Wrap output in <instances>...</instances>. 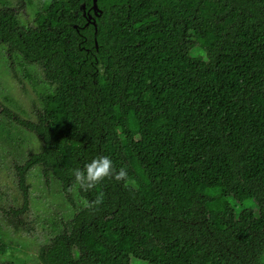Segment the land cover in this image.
<instances>
[{
	"label": "trees",
	"instance_id": "1",
	"mask_svg": "<svg viewBox=\"0 0 264 264\" xmlns=\"http://www.w3.org/2000/svg\"><path fill=\"white\" fill-rule=\"evenodd\" d=\"M42 2L33 29L0 21L52 89L36 121L15 118L41 145L12 213L33 166L93 206L39 262L264 264V0H97L96 29L92 0ZM100 156L128 182L79 189L72 170Z\"/></svg>",
	"mask_w": 264,
	"mask_h": 264
},
{
	"label": "rangeland",
	"instance_id": "2",
	"mask_svg": "<svg viewBox=\"0 0 264 264\" xmlns=\"http://www.w3.org/2000/svg\"><path fill=\"white\" fill-rule=\"evenodd\" d=\"M9 2L13 5L15 0ZM26 13L25 17L18 14V19L23 25H33L32 12L28 9ZM51 90L39 67L9 58L5 47L0 46V264H41V249L57 236L63 223L85 207L76 188L70 191L69 202L52 174L45 177L40 166H33L24 174L25 209L17 215L12 213L24 204L16 168L25 166L29 155L37 154L41 145L40 139L15 118L36 121L39 98ZM130 264L148 263L130 257Z\"/></svg>",
	"mask_w": 264,
	"mask_h": 264
},
{
	"label": "clouds",
	"instance_id": "3",
	"mask_svg": "<svg viewBox=\"0 0 264 264\" xmlns=\"http://www.w3.org/2000/svg\"><path fill=\"white\" fill-rule=\"evenodd\" d=\"M74 182L79 189L88 191L93 189L105 178H112L117 182H128V172L126 168L121 167L118 170L114 168L112 160L107 156H100L93 159L90 163L84 165L83 169H73ZM103 194L97 198L96 203L102 201ZM85 207H92L88 201H84Z\"/></svg>",
	"mask_w": 264,
	"mask_h": 264
},
{
	"label": "flooded vegetation",
	"instance_id": "4",
	"mask_svg": "<svg viewBox=\"0 0 264 264\" xmlns=\"http://www.w3.org/2000/svg\"><path fill=\"white\" fill-rule=\"evenodd\" d=\"M28 9L32 12L31 15L33 17V25H28V24L23 25L17 17L18 14H23L25 17L27 14L26 11H28ZM80 11H81V15L83 14L82 12L85 13V15L83 17L87 16V9L84 8ZM42 12L44 13L42 0H36V1H33V0H15L13 5L9 2V0H0V21L4 17V14L7 13L15 21V23H17L18 27L22 30H28V29L35 28L37 15L39 13H42ZM0 46L3 48L5 47L7 56L9 58L11 57V58L16 59V57L14 55L8 54L7 45L4 44L3 39H0ZM32 65H36V64H32ZM36 66L38 67V65H36ZM42 74H43V72H42ZM43 78H44V74H43ZM8 101H11V100H8ZM4 113H5V111H4ZM30 121H32V120H30ZM33 121H35V120H33ZM7 126H8V123H7Z\"/></svg>",
	"mask_w": 264,
	"mask_h": 264
},
{
	"label": "water",
	"instance_id": "5",
	"mask_svg": "<svg viewBox=\"0 0 264 264\" xmlns=\"http://www.w3.org/2000/svg\"><path fill=\"white\" fill-rule=\"evenodd\" d=\"M81 7L84 8V5H82ZM90 10L93 12L94 15L92 16L89 14V11L87 12L88 18L86 19L85 27L89 24H92L96 29L95 17L99 18L101 16V10H99L97 6V0H92V6ZM83 15H85V13H83Z\"/></svg>",
	"mask_w": 264,
	"mask_h": 264
}]
</instances>
